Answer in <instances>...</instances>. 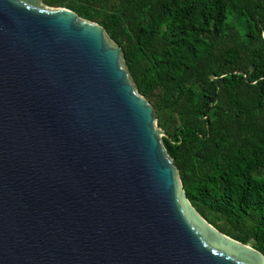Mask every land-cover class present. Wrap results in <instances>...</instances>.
Wrapping results in <instances>:
<instances>
[{
    "label": "water",
    "instance_id": "1",
    "mask_svg": "<svg viewBox=\"0 0 264 264\" xmlns=\"http://www.w3.org/2000/svg\"><path fill=\"white\" fill-rule=\"evenodd\" d=\"M95 22L0 0V264H264L186 200Z\"/></svg>",
    "mask_w": 264,
    "mask_h": 264
},
{
    "label": "trees",
    "instance_id": "2",
    "mask_svg": "<svg viewBox=\"0 0 264 264\" xmlns=\"http://www.w3.org/2000/svg\"><path fill=\"white\" fill-rule=\"evenodd\" d=\"M95 22L153 109L189 206L264 258V0H41Z\"/></svg>",
    "mask_w": 264,
    "mask_h": 264
},
{
    "label": "rangeland",
    "instance_id": "3",
    "mask_svg": "<svg viewBox=\"0 0 264 264\" xmlns=\"http://www.w3.org/2000/svg\"><path fill=\"white\" fill-rule=\"evenodd\" d=\"M39 5L41 6V7H43V8H49V9H56L57 7H46L45 5H43L42 3H41V0H39ZM60 8H64V7H60ZM134 88H135V86H134ZM208 219H209V222L211 223V225L207 222V221H205L209 226H211L213 229H215L213 226H216V227H219V228H221L222 226H223V222L221 221V220H219V219H217V218H215L214 216H208ZM216 230V229H215ZM217 232H218V230H216ZM221 234V233H220ZM223 235V234H222ZM223 236H225V235H223ZM225 237H227V236H225ZM227 238H229V237H227ZM230 239V238H229ZM250 244L251 243H246L245 245L246 246H248V248H251L250 247Z\"/></svg>",
    "mask_w": 264,
    "mask_h": 264
}]
</instances>
